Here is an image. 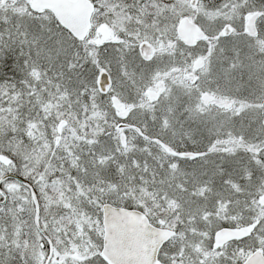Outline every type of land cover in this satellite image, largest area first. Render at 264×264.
<instances>
[{"label":"snow or ice","instance_id":"snow-or-ice-1","mask_svg":"<svg viewBox=\"0 0 264 264\" xmlns=\"http://www.w3.org/2000/svg\"><path fill=\"white\" fill-rule=\"evenodd\" d=\"M0 264H264V0H0Z\"/></svg>","mask_w":264,"mask_h":264}]
</instances>
